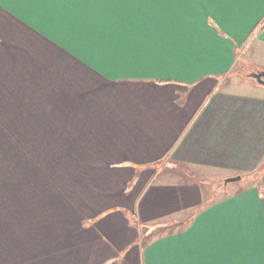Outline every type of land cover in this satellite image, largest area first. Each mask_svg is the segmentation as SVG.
Segmentation results:
<instances>
[{
	"label": "crops",
	"instance_id": "0c3cea01",
	"mask_svg": "<svg viewBox=\"0 0 264 264\" xmlns=\"http://www.w3.org/2000/svg\"><path fill=\"white\" fill-rule=\"evenodd\" d=\"M246 63L264 0H0V264H264Z\"/></svg>",
	"mask_w": 264,
	"mask_h": 264
},
{
	"label": "snow or ice",
	"instance_id": "6c2138e0",
	"mask_svg": "<svg viewBox=\"0 0 264 264\" xmlns=\"http://www.w3.org/2000/svg\"><path fill=\"white\" fill-rule=\"evenodd\" d=\"M37 4L44 3H71V4H88V5H113V4H132V3H191L193 0H32ZM222 4H236L243 3L245 0H219Z\"/></svg>",
	"mask_w": 264,
	"mask_h": 264
},
{
	"label": "rangeland",
	"instance_id": "374dc122",
	"mask_svg": "<svg viewBox=\"0 0 264 264\" xmlns=\"http://www.w3.org/2000/svg\"><path fill=\"white\" fill-rule=\"evenodd\" d=\"M238 67V66H237ZM252 64H249V63H246V66H245V69L246 70H248L247 72H249L250 70H252ZM245 73V72H244ZM248 74L246 73V76H247ZM246 76H232L231 78H238L241 82H253L254 80L251 78V77H247V78H245ZM241 84V83H240ZM257 85H259V86H261V87H264L263 85H261V84H259V83H257ZM210 174H208V176H205V177H203V179L204 178H207V179H211V180H213V182H211V183H208L207 184V182H203V184L204 185H206L205 187H208L209 186V184H210V189L211 190H213V191H215V196H218V195H221L222 193H225V191H230L231 189H233V188H235V187H237V186H240V185H246V183L248 184L249 183V181L251 182L252 181V177L251 178H248V177H245V176H243V177H241V179L240 180H236V181H231V182H229L227 185H225V186H223V179L224 178H222V179H218V181H215V172H209ZM257 174V173H256ZM219 174H217V176H218ZM197 177L199 178L200 176H198L197 175ZM218 177H216V179H217ZM209 189V190H210Z\"/></svg>",
	"mask_w": 264,
	"mask_h": 264
},
{
	"label": "water",
	"instance_id": "95a60500",
	"mask_svg": "<svg viewBox=\"0 0 264 264\" xmlns=\"http://www.w3.org/2000/svg\"><path fill=\"white\" fill-rule=\"evenodd\" d=\"M249 76H251L252 78H254L259 84L264 86V70H253L251 72L248 73ZM240 179V175H234V176H229L227 178L224 179V184H226L227 182L230 181H236Z\"/></svg>",
	"mask_w": 264,
	"mask_h": 264
}]
</instances>
